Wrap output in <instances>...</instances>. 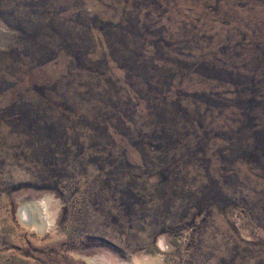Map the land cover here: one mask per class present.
<instances>
[{"label": "rangeland", "instance_id": "obj_1", "mask_svg": "<svg viewBox=\"0 0 264 264\" xmlns=\"http://www.w3.org/2000/svg\"><path fill=\"white\" fill-rule=\"evenodd\" d=\"M0 264H264V0H0Z\"/></svg>", "mask_w": 264, "mask_h": 264}, {"label": "bare ground", "instance_id": "obj_2", "mask_svg": "<svg viewBox=\"0 0 264 264\" xmlns=\"http://www.w3.org/2000/svg\"><path fill=\"white\" fill-rule=\"evenodd\" d=\"M24 217H25V214H24Z\"/></svg>", "mask_w": 264, "mask_h": 264}]
</instances>
